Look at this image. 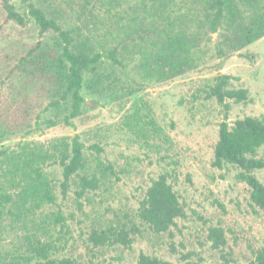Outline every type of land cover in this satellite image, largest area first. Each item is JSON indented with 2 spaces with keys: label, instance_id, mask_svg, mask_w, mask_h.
<instances>
[{
  "label": "rangeland",
  "instance_id": "1",
  "mask_svg": "<svg viewBox=\"0 0 264 264\" xmlns=\"http://www.w3.org/2000/svg\"><path fill=\"white\" fill-rule=\"evenodd\" d=\"M102 1L106 0H11L21 14L27 12L29 3L39 7L64 29L74 30L77 42L89 38L94 51H101L102 45L116 48L123 66L103 59L95 75H84L81 95L85 105L72 120L73 127H67L63 118L69 105L50 106L56 94L54 75L41 57L48 51L58 54L55 35L41 36L32 21L19 26L8 20L0 0V151H47L55 141L69 142L77 134L84 145L87 170L99 176L100 170L111 165L116 174L101 173L99 187L79 199L78 209L76 177L63 198L60 167H45L57 197V205L46 211L60 210L65 218L63 228L51 232L53 241L59 239L55 256L81 264H137L140 254L163 264H223L221 255L230 252L229 264H250L253 253L264 246V211L251 205L248 186L236 178L237 168L212 166L218 127L225 114L215 100L205 99V91L217 73L228 74L233 78L232 88L245 89L249 96L245 103L226 100L229 126L245 117L264 118V37L220 59L215 43L222 40L223 31L208 29L200 4L192 27V35L200 38L194 52L198 66L159 82L149 77L143 51L134 41L121 33L105 44L107 20ZM173 1L177 11V0ZM119 3L118 13L127 18L119 20L123 24L129 21L125 12L138 9L139 2ZM86 26L94 30L89 32ZM50 122L55 125L49 127ZM257 157L264 158V147ZM165 173L185 218L158 235L141 226L127 248L92 246L88 237L93 229H105L117 220H131L139 226L135 218L139 203L151 180ZM254 175L264 186V170ZM18 227L2 234L0 263L11 260L7 253L18 252L23 237ZM212 227L223 230L226 245L221 250H213L208 241ZM42 241L48 239L42 237Z\"/></svg>",
  "mask_w": 264,
  "mask_h": 264
},
{
  "label": "trees",
  "instance_id": "2",
  "mask_svg": "<svg viewBox=\"0 0 264 264\" xmlns=\"http://www.w3.org/2000/svg\"><path fill=\"white\" fill-rule=\"evenodd\" d=\"M138 2V9L125 12L129 21L120 24L119 20L127 18L116 9L121 7L119 0L102 1V10L107 20L103 37L105 44L109 38L121 33L127 40L134 41L136 47L143 51L146 61L143 64L147 67L149 77L155 81H169L198 66L194 52L199 47L200 38L192 35V27L196 6L200 4L208 29L212 33L223 31L222 40L215 43L220 59L264 37V0H177V11L172 8L173 0ZM2 8L7 19L17 25L24 26L32 21L41 36L50 32L55 35L58 54L54 51L52 55L49 51L41 54L47 68L54 75L56 86L55 100L50 106L57 107L66 102L70 111L63 118V124L73 127L72 120L80 115L85 105L81 95L84 75H95L103 59L113 65L123 66L116 57V48L107 49L108 45H102L101 51H94L89 38L77 42L74 30L64 29L55 18L48 17L34 4H27V12L24 14L15 9L11 0H2ZM86 29L89 32L94 30L87 26ZM232 80L228 74L217 73L205 91V99L215 100L225 114L218 127L212 166L218 169L224 166L237 168L239 172L236 178L248 186L251 205L264 211V186L254 175L255 171L264 170V158L257 157L258 150L264 147V118L245 117L229 126L226 113L230 105L226 100L235 103L249 100L247 90L232 88ZM54 125V122H50L49 127ZM93 147L97 152L101 151L99 146ZM83 149V143L75 134L69 142L55 141L47 151L24 150L22 154L0 151L3 165L0 168V241L4 232L17 229L18 225L23 233L18 252L7 253L6 256L11 260L0 264H81L72 258L55 256L59 250V239L53 241L51 232L58 226L62 229L65 218L60 210L46 211V208L57 205V197L44 169L52 165L60 167V193L63 198L66 197L70 180L76 177L77 181L73 179L77 187L75 202L80 209L79 199L99 187L100 179L106 176L105 172L116 176L111 165L100 170L99 176L87 170ZM135 218L140 222L139 226L131 220H117L105 229H93L88 240L94 247L121 245L127 248L132 243L131 237L140 233L141 226H147L158 235L174 227L177 219L185 218L184 207L168 182L167 173L151 180ZM42 237L48 241L43 242ZM207 238L213 250H221L226 245L223 230L219 227L209 228ZM221 259L223 264H229L231 253L221 255ZM137 264L163 263L157 258L140 254ZM250 264H264V246L253 253Z\"/></svg>",
  "mask_w": 264,
  "mask_h": 264
},
{
  "label": "water",
  "instance_id": "3",
  "mask_svg": "<svg viewBox=\"0 0 264 264\" xmlns=\"http://www.w3.org/2000/svg\"><path fill=\"white\" fill-rule=\"evenodd\" d=\"M215 35V34H214Z\"/></svg>",
  "mask_w": 264,
  "mask_h": 264
}]
</instances>
